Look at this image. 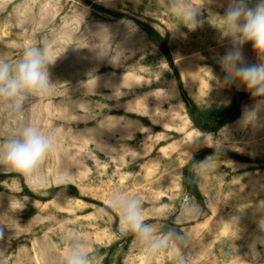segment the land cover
Instances as JSON below:
<instances>
[{"label":"rangeland","instance_id":"374dc122","mask_svg":"<svg viewBox=\"0 0 264 264\" xmlns=\"http://www.w3.org/2000/svg\"><path fill=\"white\" fill-rule=\"evenodd\" d=\"M192 3L195 30L168 0H0V59L29 45L56 59L50 95L0 112V143L24 124L55 133L39 174L0 166V264H60L69 231L94 264H264V128L244 124L250 94L218 63L230 0ZM115 191L142 200L160 252L122 233Z\"/></svg>","mask_w":264,"mask_h":264},{"label":"clouds","instance_id":"9594fccd","mask_svg":"<svg viewBox=\"0 0 264 264\" xmlns=\"http://www.w3.org/2000/svg\"><path fill=\"white\" fill-rule=\"evenodd\" d=\"M168 5L178 24L190 30L200 25L201 8L194 6L192 0H168ZM220 18L222 38H229L231 44L218 59L224 73L223 83L250 94L251 103L244 106L242 121L253 129L264 128V0H255V3L230 0ZM249 43L258 63L249 64L244 56L243 47ZM55 60L46 49L31 45L24 48L15 64L0 59V112L16 115L22 111L27 96L50 95L55 84L50 80L48 69ZM54 137L51 130L24 124L16 134L0 143V166L25 177L39 174L42 162L54 150ZM58 183L66 184L67 176ZM107 206L118 216L123 234L133 235L149 254L161 251L162 240L153 225L146 222L143 202L138 196L115 191ZM65 245L60 264H94L88 243L78 232H67Z\"/></svg>","mask_w":264,"mask_h":264}]
</instances>
